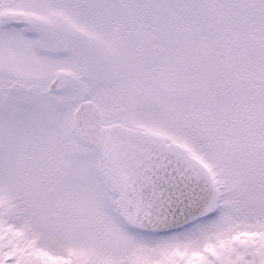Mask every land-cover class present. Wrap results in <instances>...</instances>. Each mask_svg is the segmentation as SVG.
Instances as JSON below:
<instances>
[{
    "label": "snow or ice",
    "instance_id": "6c2138e0",
    "mask_svg": "<svg viewBox=\"0 0 264 264\" xmlns=\"http://www.w3.org/2000/svg\"><path fill=\"white\" fill-rule=\"evenodd\" d=\"M0 264H264V0H0Z\"/></svg>",
    "mask_w": 264,
    "mask_h": 264
}]
</instances>
